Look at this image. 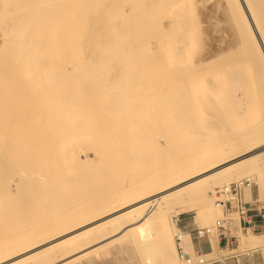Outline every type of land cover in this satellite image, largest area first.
Returning a JSON list of instances; mask_svg holds the SVG:
<instances>
[{"label":"bare ground","instance_id":"bare-ground-1","mask_svg":"<svg viewBox=\"0 0 264 264\" xmlns=\"http://www.w3.org/2000/svg\"><path fill=\"white\" fill-rule=\"evenodd\" d=\"M136 1L138 2V0H0V35L3 39L2 47H0V56L3 62L1 64L0 61V77L2 79L8 77L7 79L12 81L11 86H13L14 83L19 84L20 80L24 81L26 78L21 79L23 77H19V81H17L18 78H15L14 82L11 77L31 74L35 68L36 73H38L40 69V77L36 75L39 77V79L37 78L38 81L41 79L40 91L38 90L41 93L38 96H42L43 93H46V95L49 93V97L47 96V98L46 96L43 97L45 94L42 97L39 96L40 99L43 98L41 102L44 105L41 103V106L38 105V108L36 107L39 102L34 101L33 95L27 97L30 101L32 99L31 102H38L35 105L36 107H34L35 109L32 106L31 112L27 113L25 112V108L24 111L17 104L21 102V99L16 101L17 103L13 101L14 99H10L14 102V105H18L17 112L12 108L14 105H8L11 101H8L9 98L6 94L7 88H10L7 79L5 82H7L6 86L8 87H4L5 90L2 88L0 90V158H3V160L0 159L3 162H0V209H3V211L0 210V218H2L1 212H4V216L7 215L6 217L10 215V220L6 217L7 220L2 218L3 220L5 219V226H2L3 222H0L2 224H0V264H68L75 259L87 255L92 250L114 245L118 240L121 242L130 241L139 243L145 253L150 250V255L147 257H145L147 253H143L144 264H181L175 246L176 227L178 224L176 220H172V214L175 213L176 209L179 208L182 213L190 211L205 212L210 216L219 207L214 202L216 198L210 195V192H214L216 185L224 186L225 182L233 178L237 179L238 176L242 177L245 174L248 175L249 172L259 173L262 171V164H264V131L250 132L252 139L248 144H243L242 141L233 143L231 140L217 144L216 141L210 142L208 136L202 138L201 135H206L205 132L201 131L204 129L203 127H200V130L196 128L194 130L192 127L195 117L198 118V116L194 115L192 110L196 107L193 105L194 108L190 107V99L185 97V94L188 93L193 81L208 74L210 67L216 65H219V67L225 65L224 67H226L227 63H223V56L220 59L215 58L211 60L210 63L213 64L210 67L203 68L193 66L191 63L192 58H190L193 54L187 55L188 57L184 55L186 59H189L190 66H193V69H189L187 66L192 71L189 72V75L187 74L189 77L186 74L183 75L184 79L181 77V73L179 77H177L178 74H172L178 78L177 81L171 75L169 79V73L167 75L165 72V68H172L173 73H177L178 62L181 61L180 58L184 59L179 56V45L174 44V42L168 43V41L164 40L167 34L165 31L167 28H172L173 33H175L172 35L177 38V42L175 43L186 44L184 43V41L186 42L185 39H188L192 34L187 29L186 35L189 33L190 36L185 38V27L190 25L191 30L193 28L191 25L192 18H188L191 13L186 11V14L189 13V15L185 14L187 16L186 20H190L191 23L188 25L186 24V20H184L186 23L183 22V19L186 18L183 10L185 11L193 7L188 5L189 8L185 9L186 5L189 2L191 3V0L185 4L183 3L186 0H183L184 2L180 0L183 3L178 0H148V2L140 0L139 3L141 4V1L145 2L142 8L136 4ZM177 2L182 3L184 9ZM227 2H229L232 14L236 18V24L239 28L238 30L241 31L242 40L245 41L248 49L250 48L249 50H245L246 53H244L245 51L242 46L241 52L238 50L237 53L239 54L240 52V54L243 53L246 56L250 52L248 55L250 56V60L248 59L247 61L257 62L256 65L252 64L256 73V76L254 73V80L259 82L260 89H264V0H227ZM128 7L130 8L129 11L126 10ZM146 7L149 11H146ZM179 7H181L182 11H180ZM137 8H140L142 11L144 9V12H146L139 11L137 13V10H139ZM175 8H178V10H175ZM179 11L183 14V19L181 15V18L179 17L180 19L178 20L177 12ZM138 14L140 16L144 14L143 18L141 19ZM163 19L167 21L164 24L162 23ZM145 20L149 21L148 23H146L147 21L144 23L148 26L150 25L151 29L149 30L151 32L145 29L148 27L146 24H144L146 27L139 24V26L142 25L144 27L148 34H142L145 31L142 27H139V30L142 29L143 32L140 30L138 31V35H136L134 32H137L135 30L137 24ZM178 22L186 24L183 30L184 33L180 32L179 25H182ZM160 28L162 31H160ZM162 32L165 35L161 34ZM139 34L142 37H138ZM170 37H172L171 34ZM170 37L168 40H171ZM183 37L185 38L184 40L182 39ZM172 41L175 40L172 38ZM190 41L191 39L189 38L188 42L190 43ZM194 41L195 39L191 42L193 46ZM191 43L189 46L185 45L182 48L190 51ZM191 50L193 49L191 48ZM186 51L184 52L187 54L188 52ZM231 54L235 55V52ZM180 55H183V52ZM3 56L5 57V61L3 60ZM231 59L229 63H231ZM240 60H244L243 57ZM8 62L10 63L3 68V64H7ZM145 62L149 64L150 69L149 71L144 70L146 74H151L152 76L150 75L151 77H147V79L145 75L141 76L143 78L140 79L138 73L141 74L140 72L142 71L140 70L144 68ZM235 62L232 64L234 67L236 65ZM238 62L239 66H242L240 65L241 61L238 60L236 63ZM137 63L145 64L142 69L139 66V70H136ZM180 63L184 64L183 61ZM189 63L186 62V64ZM247 65L244 67L247 68ZM184 66L186 67L185 64ZM236 67L239 69L238 65ZM172 69L168 70V72H172ZM222 69L220 70L221 73H223ZM132 70L135 71V74L138 73L135 75ZM228 70L229 68L226 67V71ZM41 71H43V74ZM178 71L180 72V69ZM203 71L205 72L203 73ZM185 72L188 71L186 70ZM191 72H195L196 77L194 73L192 76L196 80L192 79ZM206 72L207 74H205ZM129 74L130 77L128 78ZM155 74H161L166 79L163 76L161 77V75L160 79ZM228 74H232V71ZM108 75L109 78H117V81L115 79V83H110L107 79ZM32 77L34 78V76ZM131 77H133V81L131 80L130 85L123 89L128 95L125 96V93L123 94L124 91L121 92L123 85H119L122 79L128 83ZM155 77L159 80L156 83H160V87L159 84L156 85L157 88L159 87L157 89L159 95L156 91V95L159 98L155 96V101L157 100L156 103H158L152 105L151 109L149 108V103H155L153 100ZM180 77L182 81H178L181 80ZM229 77H232V75ZM48 78L54 79L53 84H50L51 81ZM143 80L147 81V84L144 85H151L149 87L150 93L147 92V94H150L149 97L147 96L148 101L150 99L148 103L146 102L147 99H144L146 95L145 90H147L146 86L143 88L141 86L144 83ZM161 80L164 83L162 89H160L162 85ZM254 80L252 81L254 82ZM43 81L45 82L43 83ZM137 82L142 83L139 88H142V92L144 90L145 93L140 92L141 90L137 91L136 86H139ZM23 83L19 85L21 89L17 88L18 84L14 85L17 91L19 89H29ZM32 83L35 84L33 80ZM34 84L33 86H35ZM43 84L48 86L54 85L55 87L53 86V88L55 89H51V91L53 90L52 92L50 91L51 93L49 92L50 89L47 90L48 92H43V89H48L44 87L46 85L42 86ZM230 84L232 83L230 82ZM2 85L4 84L2 83ZM24 86L27 88L25 89ZM9 88L8 90L13 89ZM15 88L11 91L12 93L16 91ZM31 89L33 90L34 88L31 87ZM8 90V94L11 93ZM38 91L33 90L32 94L33 92L39 93ZM28 92L30 91L28 90ZM137 92H139L138 95L140 97H142L141 93L143 94L141 98V102L143 101L142 105L144 106V102L147 105L149 104L148 106L145 105L147 108L144 106L146 109L142 110L143 113L139 111L141 115H148L150 113L149 109L153 112L155 110L153 106H156V109L159 108L158 111L164 107L161 109L160 114L156 113L155 110L154 115L150 116V121L148 119L146 121L149 122H145L146 124H150L151 120L155 121L156 113L158 116L160 115L158 120L162 126L155 127L156 129L151 128V130L147 127L148 130H146L144 125L141 127L145 130L138 126L149 115L144 118L141 116L143 119L141 118L142 120L140 119L141 122H139L136 116L138 110L136 111L134 108L133 110L129 109V106L135 103L132 98L138 100ZM229 92L231 93V91ZM15 94L24 95V97L27 95L24 94V91L23 94L22 91L20 93L15 92L12 96ZM30 94L31 92L28 95ZM50 94L52 95L51 97ZM121 94L125 97L121 96ZM38 96L35 98L36 100H38ZM255 97H258V95ZM251 101H253L252 98ZM31 102L29 108L31 107ZM130 102L132 103L129 105ZM190 103H192V100ZM8 106L12 107L9 108ZM139 106L140 108L142 107L141 105ZM8 109L13 112L10 111L12 112L10 114ZM162 111H165V117L162 116L163 114L161 115ZM14 112L17 114L15 115L16 117L14 116ZM161 116L166 120L163 123L167 122V125L173 123L174 128H172V124L170 126L171 130L173 129L172 135L174 138L167 137L171 131L170 126H166L160 121ZM153 117L155 118L153 119ZM138 118H140V115ZM125 119L129 120V122L132 121L134 127L131 128L133 130L137 126L140 127L141 130H135L141 133L144 132V136L146 131L149 132L154 129L160 134H155V136H162L160 139L163 143L161 148H159V143H156L159 141V137H155L156 139L153 137L156 140L153 147V145H149L152 141L147 138V134V137H144L139 132L141 138L148 139L146 143L149 140L151 141L149 144H145L148 146V148L145 147L149 152L144 151L143 154L139 149V154L142 153L146 157L150 156V158H152L151 156H155L152 161L150 160L149 165H144V157L136 154L138 148L137 150L134 149L138 146L137 143H140L142 140L137 138L138 142L135 141V145L133 144L134 146H132L133 140H126L122 136L125 133L122 132L123 130L121 131L123 128L120 121ZM127 120H125V123L123 122L125 128ZM155 122L159 125L158 121ZM152 123L153 125L150 124L151 126H156L154 122ZM195 123H199H197V119ZM118 124L121 127L119 130L122 132V135H120L119 130L115 129L113 131L114 136H116V130L119 136L114 138L111 132L113 128L107 129L106 127L108 126L109 128L114 125L112 127L115 128ZM196 124L195 126H197ZM199 126H202V124ZM159 127L167 128L164 129L166 131H163ZM159 129L164 133L162 132L161 134ZM108 130H111V133ZM104 133L105 135H108L107 133L111 135L106 137L103 135ZM150 133L153 134L154 131ZM131 136L133 138V135ZM103 137H105V140L100 141ZM185 140L189 142L192 140L190 143L186 141V145L189 143V147L187 146L190 148L189 151L187 147L186 149L184 148V142L182 141ZM143 141L145 140L143 139ZM142 143L140 144L142 145ZM179 143L183 145L180 146ZM198 143L200 146L197 145ZM109 144L110 148L113 147L111 155L110 153H106L110 152L107 149ZM152 144H154V141ZM87 145H91L92 154L98 159L97 167L99 171H97L96 175H99V179L102 178L103 172H108L109 168L105 167L108 164L112 166L115 160L118 166L122 165V168L119 169L121 171L124 169L125 171H123L124 174H121L118 169L116 176L119 177L116 181L113 180L114 183L112 182L108 188L99 180L98 183L102 186H98L97 190L100 189V191L98 194L95 193L96 190L95 194L91 192L93 194V197L90 196L91 198H87L86 195V198L82 197L83 192L87 193L86 191L90 187H87L85 190V187L83 186V188L80 185L79 189H84L81 195L83 199L78 200L81 197L76 196L77 199L74 198V188H76H73L72 185L74 179L77 178L78 183L81 184L85 181V184L89 183L92 186L94 183H92L93 181H90V183L88 179H83L85 174H88L85 173L83 175L85 162H82L83 165L81 166L84 170L79 168L82 170V173L78 172L80 174L78 175L79 178L76 177V171L74 172L76 175L74 177H72L74 174L71 176L70 165L76 162L80 163L83 160L82 157L86 153L85 147ZM149 146L152 148L157 146L158 150L162 149L164 155L162 151L161 153L156 151L157 148H155L156 150H152ZM130 147L136 152L130 150ZM138 147L141 148L140 146ZM195 147H197L196 151L192 152L191 150H194ZM174 150L176 151L175 153L172 152ZM184 150L188 152L184 154ZM150 151L159 153L157 155H154V153L153 155H147L151 153ZM169 152L170 155L168 154ZM105 154L108 155L106 156ZM105 156L112 159H109V161L106 159L105 161ZM86 157L88 158V156ZM32 158L34 160H31ZM117 163L112 168L116 167ZM75 166L78 165L75 164ZM92 169L93 167L89 171L86 170L89 173L91 172L87 176H93ZM111 172L112 174L114 173L113 170ZM80 176L82 177L80 178ZM107 176H110V174H107ZM112 177L115 179V173ZM96 186L97 184H95ZM104 186L107 188H105V191L103 190ZM79 189L77 188V192L80 194L81 191ZM2 198L5 200L3 201ZM75 201L78 203L76 204ZM3 205H5L6 210L1 208ZM48 207H51L50 210L55 209V211H49ZM178 231L180 232L181 229L179 228ZM92 233H97V235L92 239H88ZM187 233L189 232H182V243H184L187 249L193 251L194 242L191 234L189 233L190 241L184 240ZM262 237L263 235L252 234L250 236L244 235L241 238L250 247L247 251H255L264 248V238L262 239ZM212 243L213 252H215L218 250L217 240L213 239ZM240 248L247 247L241 246ZM229 251L234 253L237 250L229 249ZM96 254L98 255L97 252ZM207 254L208 256H212L216 253Z\"/></svg>","mask_w":264,"mask_h":264},{"label":"rangeland","instance_id":"rangeland-1","mask_svg":"<svg viewBox=\"0 0 264 264\" xmlns=\"http://www.w3.org/2000/svg\"><path fill=\"white\" fill-rule=\"evenodd\" d=\"M139 1L140 0H138V2L136 1V4L140 7V8H142L143 7V4L145 3H143V1H141L142 2V4L141 3H139ZM147 2H148V0H146ZM178 1H180V0H178ZM183 1V0H182ZM182 1H180V2H182ZM190 0H186V2H182L183 4H185V3H187V2H189ZM192 1H193V3H192ZM205 1H207V2H205ZM180 2H177L178 3V5L179 6H181L182 7V9H184L183 8V6H182V3H180ZM209 2V3H208ZM192 3V4H191ZM191 3L189 2L187 5H186V7H185V9L186 8H189L188 7V5L190 6H193V7H191V8H193V9H188V10H183V14H184V16L186 17V18H184L183 19V14L182 13H180V11H182L181 10V7H179V9H180V11L179 12H177V16H178V20L182 17V19H183V22H185L184 20H186L187 19V16L189 15V13H191L190 14V16L188 17L189 19H191L192 20V23H191V21L189 22V21H187L186 20V24H188L189 25V23H191V25H192V30H191V26L189 25V26H187V27H185L186 26V24H182V22L180 23V22H178V23H180L182 26H183V29H182V26H180L179 25V30H180V32H183V30H184V27L186 28V30L183 32L184 34H185V38H188L187 36H190L189 35V33H188V35H186V31L188 32V30L187 29H189V32H190V34H192L189 38L191 39V41H190V43L192 42V40H194L195 39V41H194V46H193V43H191V48L193 49V50H191V48H190V51H186L185 49L186 48H182V47H184L185 45H188L189 46V42H188V40H189V38L188 39H185L184 37L182 38L183 40L185 39L186 40V42L184 41V43H186V44H184V45H182L181 43H175V42H177V38H176V36L174 37V35H172V34H175V33H173V29L172 28H167V30L165 31V32H167V34H166V37H164V40L165 41H168V43H173L174 42V44H176V45H179L180 47L178 48V51L182 54V52H183V55H180V53H179V56L180 57H183L184 59H182V58H180V62H182L183 61V63L186 65V67L184 66V64H181L180 62H178V66L180 67H178L177 69L179 70L180 69V72L177 70L176 72L177 73H173V69L172 68H165V72H166V74L168 75V73H169V79H170V75H171V77H173V79H176V81H177V77H179V74L181 73V77H183V79H184V76L183 75H189V72L190 71H192V70H189V69H193L192 67L194 66H196V67H203V68H206V67H210V65H212L213 63H210L211 62V60H213V59H215V58H221L222 56H223V63L224 64H226V67L227 68H229V70L228 71H226V67H224L225 65H223L222 67L220 66L219 67V65H216V66H214V67H210L209 68V70L210 71H208V74H207V72L205 73V74H207V75H205V76H201L200 78H198L197 80L192 76L193 75V73H194V76H195V72H191L190 73V75L192 76V79L194 78L196 81H193L192 82V86L190 87V89H189V91H188V93H186L185 94V97H187L188 99H190V101L192 100V103H190V101H189V104H190V107H193V106H195L196 108H194V110H192L193 111V113H194V115L195 116H198V118H196L195 117V122H196V119H197V123L198 124H196L195 122H194V125L192 126L193 127V129L195 130V128L197 129V130H200L202 127L204 128V129H202L201 131H203V133L205 132V134L206 135H201L202 136V138H206L207 136H208V138L210 139V142H212V141H216V143L217 144H219V143H221V142H224V141H227V140H231V142L233 141V143H235V142H243V144L244 143H246V144H248V143H250L251 142V137H250V132H252V131H255V132H262V131H264V89H260V85L258 84L259 82H257L256 80H254V73H255V70L253 69L254 67L252 66V64L253 65H256L257 64V62L255 63V62H252V61H250V62H248L247 60L249 59L250 60V56H248L249 54H250V52L245 56L243 53H241L240 54V52H241V47L243 46V50L245 51V50H249L248 49V46H246L247 44L245 43V41L244 40H242V37H241V31L240 30H238L239 28H238V26H237V24H236V18L233 16L234 14H232V8H231V6H229V2H227V0H191ZM177 5V6H178ZM137 6V7H138ZM176 6V7H177ZM140 8H137V9H139V10H137L138 12L137 13H139V11H141V12H143V13H145L146 11H149V9L146 7V11L144 12V9H143V11L142 10H140ZM194 8H195V10H194ZM126 10H130V8L128 7ZM175 10H178V8H175ZM193 10V11H192ZM186 11L187 12H189V13H187L186 14ZM195 11V12H194ZM170 12V11H169ZM141 14V13H140ZM140 14H138V16L142 19L143 17V15L144 14H142L141 16H140ZM187 16H186V15ZM146 15V14H145ZM182 15V16H181ZM181 16V17H180ZM138 17V18H139ZM180 17V18H179ZM194 17V18H193ZM140 19V20H141ZM145 19H147L146 17H145ZM166 19V18H165ZM165 19H163L164 21L162 22L163 24H164V22H167ZM182 19H181V21H182ZM235 19V20H234ZM147 21V22H146ZM143 22V23H142ZM144 22H146V23H148L149 21L148 20H145V21H141V23L139 22L138 24H137V26H136V31L137 32H134L136 35H138V31H140V30H142V29H144V27H146V23H144ZM199 23V24H198ZM139 24H142L144 27H142V25H140L139 26ZM144 24H146V25H144ZM163 24H161V25H163ZM198 25V26H197ZM148 26V25H147ZM139 27L141 28L142 27V29H140L139 30ZM159 27V26H158ZM190 27V28H189ZM161 28H162V26H161ZM160 28V31H162V29ZM146 30L148 29H151L150 28V25L148 26V27H146L145 28ZM144 29V31L145 32H143V30H142V34H144V33H146V34H148V32H151L150 30L147 32L146 30ZM159 29V28H158ZM163 31V32H164ZM161 33V34H163V35H165V33ZM172 32V33H171ZM183 33H181V34H183ZM193 33H194V35H193ZM170 34H171V36L172 37H170ZM168 35H169V37H170V39L171 40H168L169 39V37H168ZM142 37V35L141 34H139V36L138 37ZM183 36V35H182ZM194 36H195V38H194ZM0 37H1V35H0ZM192 37V38H191ZM172 38H173V40H175V41H172ZM194 38V39H193ZM140 40V39H139ZM170 41V42H169ZM198 41V42H197ZM243 41H244V43H243ZM3 42V39H2V37L0 38V47H2V43ZM187 43H189V44H187ZM243 44H245V45H243ZM170 45H172V44H170ZM188 46H186V47H188ZM245 47V48H244ZM1 49V48H0ZM187 49H189V48H187ZM238 50H240V52H239V54L237 53L238 52ZM242 50V52H244ZM182 51V52H181ZM184 51H186V52H190L189 54L187 53H185ZM193 52V53H192ZM235 52V55H233V54H231V53H234ZM230 53V54H229ZM244 53H246V51L244 52ZM191 54H193V56L191 57L190 55ZM184 55H189L190 56V58H192V60H191V63L193 64V66L191 67L190 65H191V63H189L190 61H189V59H186L185 57H184ZM236 55H238V56H236ZM225 56V57H224ZM226 56H228V57H226ZM188 57V56H187ZM229 57H231V58H229ZM242 57H243V59L244 60H240V58L242 59ZM245 57V58H244ZM0 58H1V56H0ZM224 58H226V59H224ZM5 59V57L3 56V60ZM7 60H8V58H6ZM230 59H231V63H229V61H230ZM236 61L237 59L239 60V61H241V63H240V65H242V66H239V62L238 63H236L234 60ZM184 60H187V61H184ZM226 60V61H225ZM228 60V61H227ZM1 64L3 63L2 62V58H1ZM5 61V60H4ZM8 61H10V60H8ZM232 61H233V63H232ZM186 62H188L189 64H186ZM234 62H235V64L236 65H238V67H239V69H237V67H236V65H235V67H234V65H232V64H234ZM247 62V63H246ZM252 62V63H251ZM6 63V62H5ZM3 64L4 65V67L3 68H5V66H7L10 62H8L7 64ZM146 63V64H145ZM144 64H145V66H144V68H143V65L144 64H141V63H137V66H136V64H135V66L137 67V69L136 70H139L138 68H140L141 67V69L142 70H140V71H142L143 72V74H142V72H140L141 74H139L138 72V76H139V78L140 79H142L141 78V76H145L146 78L147 77H151L149 74H146V71H149V69H150V67L148 66L149 64L147 63V62H145ZM245 63V64H244ZM251 63V64H250ZM182 66H181V65ZM247 64H250V65H247ZM205 65V66H204ZM227 65H229V66H227ZM246 65H247V68H245L246 67ZM140 66V67H139ZM165 66V65H164ZM189 67V69H188V67ZM232 66V68H230ZM245 66V67H244ZM248 66H250V67H248ZM1 67V68H2ZM148 68V69H146V68ZM182 67H183V69H182ZM225 68V70H224V68ZM212 68H214V69H212ZM223 68V69H222ZM252 68V69H251ZM36 69V68H35ZM35 69L32 71V73L31 74H26L25 76L23 75V76H16V77H11L13 80L16 78H18L17 79V81H19V77H23V78H21V79H25L24 81H22V80H20L19 81V84L17 85V84H13V86H11L12 85V81H9L7 78L8 77H6V78H1L0 77V90H2V89H4V87H8V86H6V83L7 82H5L6 81V79H7V81H9L10 82V84H9V82H8V85L10 86V88L9 89H11V88H13V89H11V90H8V88H7V90L9 91V92H11L12 90H14V88L16 87H14V85H17V88L19 87L20 89H21V87L19 86L20 85V83L22 84V82H24L23 84L25 85L26 84V86L29 88L28 90L31 92V94L30 95H28L30 92H28V90H24V89H22V90H16L17 88H15V92H19L20 93V91H22V94H23V91H24V94L26 95V97H24V95L22 96V95H17V94H15V95H13L12 96V94H14L15 92L13 91V93L11 94V93H9L8 94V92H7V90H6V94H7V97L9 98L8 99V101H11L10 99H14L13 101H15V103H17L16 101H19L20 99H21V102H18L17 104H19V108L21 107L22 109H26V111H25V109H24V111L25 112H27V113H30L31 112V109H33L34 107H36L35 105L37 104V107L36 108H38L39 106H41V100L43 99H40L39 98V96H41V95H39L38 96V94H40L41 92H39L40 91V80L38 81V79H39V73H40V69L38 70V73H36V71H35ZM134 69V70H135ZM146 71H145V70ZM167 69V70H166ZM170 69H172V72H171V74H170V72H168V70H170ZM185 69V70H184ZM218 69V70H217ZM222 69V72L223 73H221V70ZM243 69V70H242ZM23 70V69H22ZM134 70H132V72H133V74H135V71ZM144 70V71H143ZM188 71V72H185L184 73V71ZM212 70H214V71H212ZM225 71V73H224V71ZM245 70V71H244ZM218 71V72H217ZM232 71V74H228L229 72H231ZM239 71H240V73H239ZM42 72V74H43V71H41ZM145 72V73H144ZM205 71H203V73H204ZM210 72V73H209ZM214 72V73H213ZM220 72V73H219ZM227 72V73H226ZM243 72V73H242ZM252 72V73H251ZM36 73V74H35ZM136 73V74H137ZM248 73V74H247ZM130 74H132V73H130ZM130 74H129V76H128V78L130 77ZM133 74H132V76H133ZM135 74V75H136ZM172 74H178L177 75V77L175 76V75H172ZM212 74V75H211ZM244 76H243V75ZM259 74V73H258ZM27 75H29V76H27ZM36 75H38V76H36ZM149 75V76H148ZM155 75H157V74H155ZM161 75V74H160ZM160 75H157V77L158 78H160ZM187 75V76H188ZM197 75V74H196ZM232 75V77H229V76H231ZM32 76H34V78L32 77ZM163 75H161V77H162ZM190 76V77H191ZM206 76H208V77H206ZM228 76V77H227ZM255 76H256V73H255ZM157 77H155L156 79H157ZM164 78H165V76H163ZM181 77H180V79H181ZM189 77V76H188ZM196 77V76H195ZM210 77V78H209ZM243 77H244V79H243ZM38 78V79H37ZM41 78L43 79V77L41 76ZM114 77H110L109 78V75H108V77H107V79L109 80V82L110 83H115L114 82V80L116 79V81H117V78H114ZM138 78V77H137ZM136 78V79H137ZM164 78H162L163 80H164ZM168 78V77H167ZM207 78H209V79H207ZM15 79V80H16ZM51 82H50V84H53L52 82H53V78H48ZM66 79H68V78H66ZM110 79H112V80H110ZM148 79V78H147ZM154 80L155 81V83H154V86H153V92L155 93L154 94V101H155V96H157L156 95V93L158 92V88L160 87V83H158L159 84V87L157 88L156 87V85H158L157 83H156V81H159L158 79L157 80ZM161 79V78H160ZM166 79V78H165ZM232 79V80H231ZM15 80H14V82H15ZM27 80V81H26ZM32 80H33V82H35V84L34 83H32ZM44 80V79H43ZM69 80V79H68ZM129 80V79H128ZM133 81V77H131V79L128 81V83H126L123 79H122V81H124L123 83H122V81H121V84L119 85V86H121V85H123L121 88H122V91L121 92H123V94L125 95V96H128L127 94H126V92H125V90H123L124 88H126L127 86H129L130 84V81ZM135 80V79H134ZM138 80V79H137ZM252 80H254V82L252 81ZM29 81V82H28ZM113 81V82H112ZM139 81H141V80H139ZM144 81V83L142 84V83H139V82H137V83H139L138 85L139 86H136L137 87V91H139V90H141L140 92H142V88L144 87V86H146V89L147 90H145L146 91V93H145V91L143 90V92L146 94L145 96H144V99L146 98L147 99V96L149 97V95L150 94H147V92H149L150 93V91H149V87H151V85L149 84V85H144V84H147V81H145V80H143ZM148 81H150V80H148ZM162 81V80H161ZM178 81H182V79L181 80H178ZM39 83V85H38V83ZM45 81H43V83H44ZM136 82V81H135ZM134 82V83H135ZM146 82V83H145ZM165 82V81H164ZM230 82L232 83V84H230ZM254 84H253V83ZM255 82H256V84H255ZM2 83L5 85H2ZM42 83V82H41ZM125 83H126V86L124 87V85H125ZM229 83V84H228ZM33 84L35 85V86H33ZM140 84H142L141 86H142V88H139V87H141L140 86ZM162 85H161V88L160 89H162L163 88V85H164V83H163V81H162V83H161ZM215 84V85H214ZM38 85V86H37ZM44 85H46V84H43L42 86H44ZM137 85V84H136ZM244 87H243V86ZM26 86H24L25 87V89L27 88ZM54 86V85H53ZM53 86H48V85H46V86H44L45 88L47 87L48 89H46V90H44L43 89V92L45 91H47V90H49V92L51 91V89H55V88H53ZM148 86V87H147ZM220 86V87H219ZM24 87H22V88H24ZM31 87L32 88H34L33 90L34 91H38L39 93H37V92H33V94H32V89H31ZM50 87V88H49ZM55 87V86H54ZM217 87V88H216ZM230 87H231V90H230ZM248 89H246V88ZM2 88V89H1ZM257 88H258V90H257ZM159 89V90H160ZM250 89H252V90H250ZM256 89V90H255ZM5 90V89H4ZM150 90H151V88H150ZM262 90V91H261ZM27 91V93H25ZM41 91H42V87H41ZM53 91V90H52ZM51 91V92H52ZM157 91V92H156ZM229 91H231V93L229 92ZM248 91V92H247ZM5 92V91H4ZM48 92V91H47ZM50 92V93H51ZM142 92V93H143ZM251 92V93H250ZM258 92V93H257ZM34 93H36L35 95H34ZM53 93H55V92H53ZM141 93V95H142V97H143V94ZM43 94H45L44 96H43ZM42 94V96L43 97H45L46 96V98H47V96L49 97V93H47V95H46V93H43ZM139 94V92H137V95ZM252 94V95H251ZM31 95H33L32 96V98L34 99V101H38V102H36V103H34V102H31L32 101V99H31V101H30V99L28 100L27 99V97H29V96H31ZM158 95H159V92H158ZM228 95H231V96H228ZM256 95H258V97H255ZM38 96V100H36L35 98ZM41 96V97H42ZM52 95L50 94V97H51ZM121 96H123L122 94H121ZM125 96H123V97H125ZM252 96V97H251ZM140 96L138 95V100H139V102H138V100L137 99H134V98H132L134 101H135V103H133V105L131 104L132 102H130L129 103V105L128 104H126V105H128L129 106V109H132L133 110V108L139 113V111H141V113H143V111L147 108V106L149 105L150 107L149 108H151L152 109V105H155V104H157L156 103V101H155V103H149L148 105L146 104V102L148 103V102H150V99H149V101H148V99H147V101L146 102H144L143 104H144V106L145 105H147V106H145L146 108H144V106L142 105V102H141V98L142 97H140ZM25 98V99H24ZM136 98V97H135ZM157 98H159L158 96H157ZM156 98V99H157ZM251 98H252V100L253 101H251ZM17 99V100H16ZM28 100V101H27ZM159 100V99H158ZM13 101H11V103H9L8 105H14V102ZM133 101V102H134ZM145 101V100H144ZM153 101V102H154ZM30 102H31V107L29 108V106H30ZM44 102V101H43ZM138 102V103H137ZM251 103H253V104H251ZM17 104H15V105H17ZM34 104V105H33ZM43 104V103H42ZM141 105L142 107L140 108V106L139 105ZM255 104H256V106H255ZM14 105V107H16V108H14V107H12L13 109H15V112H17L18 111V105L17 106H15ZM20 105H22V106H20ZM26 106V107H24V106ZM39 105V106H38ZM44 105V104H43ZM193 105V106H192ZM254 105V106H253ZM32 106H33V108H32ZM127 106V107H128ZM238 106V108H236ZM9 108H11L10 106H8ZM139 107V108H138ZM156 107V106H155ZM154 106H153V109H155L156 110V113H158V114H160V112H161V109L162 108H164V107H162V108H160V111H158V109L159 108H155ZM20 108V109H21ZM193 108H191V109H193ZM19 109V110H20ZM35 109V108H34ZM141 109V110H140ZM144 109V110H143ZM151 109H149V111H150V113L148 112V110H146V112L147 113H149L148 115H149V117L146 119L145 118V121L143 120L142 121V124H139L138 126H142V125H144V128L146 129V130H148L147 128H150V130H151V128H158V126H162L161 125V122H159V116H158V114H156L155 113V115H157V116H155L156 117V119H155V121H158L159 122V125H158V123H156L155 121H152L151 120V125H153V123L152 122H154L155 124H156V126H151L150 124H146V123H148L149 121H150V116H153L154 114V111L152 112V110ZM243 109H245V110H243ZM254 109V110H253ZM9 110V109H8ZM143 110V111H142ZM197 110V111H196ZM10 111H12V110H9V112ZM21 111H23V110H21ZM24 111H23V113H24ZM191 111V110H190ZM195 111V112H194ZM247 111V112H246ZM248 111H249V113H248ZM13 112V111H12ZM12 112H10V114L12 113ZM14 112V113H15ZM151 112H152V114H151ZM163 112V111H162ZM137 113V114H138ZM196 113H197V115H196ZM136 114V116H137V119L139 120V122H141V120L144 118V117H146V116H148V115H146V116H144L143 114L141 115L140 113H139V115H140V118H138V116L139 115H137ZM146 114V113H145ZM151 114V115H150ZM163 114V115H162ZM165 111L163 112V113H161V115L163 116V117H165ZM201 116H199V115ZM15 115H17L16 113L14 114V116ZM143 118H142V117ZM161 116V117H162ZM11 117H13L12 115H11ZM16 117V116H15ZM14 117V118H15ZM155 117H153V119L155 118ZM161 118L160 119V121H162V123L163 122H165L166 120H164L165 118ZM199 117H200V119H199ZM13 118V119H14ZM142 118V119H141ZM202 118V119H201ZM128 119V118H127ZM127 119H125V120H127ZM141 119V120H140ZM149 119V121H146V120H148ZM200 121H199V120ZM12 120V119H11ZM10 120V121H11ZM125 120H122V121H120L121 122V124H122V128L123 129H121V131L122 132H124L123 134L124 135H122L121 133L122 132H120V126H121V124H120V126H119V124L118 125H116L115 126V128L114 127H112V126H114V125H112L111 127H109L108 128V126L106 127L107 129H111V128H113L112 129V131L111 130H108L109 132L111 131L112 132V134H113V137L115 138L116 136H119V135H117V133H118V131L117 130H119V132H120V135H122L123 137H125V139L126 140H130V139H132L133 140V143H132V146H134L135 145V141L136 142H138V139L137 138H139V139H141L142 141H143V139L145 140V141H143V143H142V141H140V143H142V145L138 142L137 144H138V146H140L141 148H139L137 145V147L136 148H134V149H136L137 150V148H138V152L136 153V154H139L140 152H142L143 154H144V151H147L148 149V146H146L147 145V143L149 144V142H151V144H149L150 146L151 145H153V147H154V145H155V137H157V135H160L159 134V132L157 131L156 132V128L153 130L154 131V133H153V131H146L145 133L147 134V136H146V134H145V136L148 138V139H150L149 140V142H147L146 143V140L148 141V139H145L144 137V132L143 133H141L140 131H136V130H139L140 129V127H136L134 130L132 129L134 126H133V124H132V121H130L129 122V120H127L126 121V123L128 124V128H127V124H126V128L124 127V123H125ZM201 120H203V121H201ZM12 122V121H11ZM124 122V123H123ZM146 122V123H145ZM200 122H202V123H200ZM204 122V123H203ZM130 123V124H129ZM144 123V124H143ZM167 123V122H166ZM166 123H163V124H165L166 126H170V124H172V128H174V125H173V123H170L169 125H167ZM195 124L197 125V126H195ZM202 124V126H199V125H201ZM148 125V126H147ZM149 126H151V127H149ZM164 126V125H163ZM185 126H188V125H185ZM195 126V127H194ZM117 127V128H116ZM132 127V128H131ZM147 127V128H146ZM198 127V128H197ZM201 127V128H200ZM132 129V130H130V129ZM144 128H142L141 127V129H143V130H145ZM161 130H163V131H166V130H164V129H166L167 127H159ZM170 128V130H171V126L169 127ZM169 128H168V130H169ZM200 128V129H199ZM115 129H117L116 130V136H114V133H113V131H115ZM140 129V130H141ZM159 129V131L161 132V130ZM128 130V131H127ZM158 130V129H157ZM129 131H131L133 134H129V133H131V132H129ZM135 131V132H134ZM162 131V132H163ZM172 131H173V129L169 132V134H170V136H168L167 135V137L168 138H171V137H173V135H172ZM201 131H199V132H201ZM110 132V133H111ZM126 132H128V133H126ZM142 134H140V133ZM150 132H152L153 134H151ZM162 132H161V134H162ZM110 133H107L108 135H111ZM149 133V134H148ZM164 133V132H163ZM137 136H136V135ZM155 134H157L156 136H155ZM264 134V133H263ZM98 135V134H97ZM100 135V134H99ZM104 136H106V137H108V135H105V133L103 134ZM126 135H128V136H126ZM131 135H133V138H132V136ZM140 135L141 136H144L143 138H141L140 137ZM247 135V136H246ZM94 136V135H93ZM130 136V137H129ZM134 136H135V138H134ZM206 136V137H205ZM100 137V136H99ZM101 137H102V134H101ZM111 137V136H110ZM155 139H154V138ZM159 137V136H158ZM157 137V138H158ZM93 138V137H92ZM96 138V137H95ZM112 138V137H111ZM119 138V137H118ZM128 138V139H127ZM162 138V136L161 137H159L158 139H159V141H158V139H157V141L158 142H156V143H159V145H160V147L159 148H161V145H163V143H162V140H160ZM174 138V137H173ZM97 139H100V138H97ZM108 139H110V138H108ZM108 139H106V141H108ZM102 140H105V137H103V139H100V141H102ZM153 141H154V144H152L153 143ZM186 141H188V140H185V141H182V142H184V148L186 149V147L188 146L189 147V143L192 141H188L189 143H188V145H186ZM110 142V141H109ZM195 142V141H194ZM193 142V143H194ZM105 143V142H104ZM107 143V142H106ZM131 143V142H130ZM134 144V145H133ZM146 144V145H145ZM180 144V143H179ZM178 144V145H179ZM232 144V143H231ZM240 144H242V143H240ZM245 144V145H246ZM130 145V144H129ZM159 145H157V146H159ZM177 145V146H178ZM181 145H183V144H180V146ZM192 145V144H191ZM198 146H200L199 145V143L197 144ZM131 146V145H130ZM145 148H144V147ZM149 146V148H152V147H150ZM157 146H155V148H157ZM91 147V145H87V147H85V155L86 156H88V158L84 155L83 157H82V161H80V163H75L76 165H78V166H75V164H72V165H70V169H71V176L72 177H74L76 174H77V176L76 177H78V175H80L79 173H82L81 171L82 170H80L79 168H81V169H83L81 166L83 165L82 164V162H85L84 164H85V166H84V168H85V171H83V175L85 174V173H88V174H91V172L89 173V172H87L86 170H90V168H92L93 167V169H92V174H93V176H94V178H93V176L91 175V176H87L86 174H85V177L83 178L84 180H89V182L90 181H93L92 183H94L92 186H91V184L89 185V183L88 184H85V181L84 180H82V181H84V182H82L83 184H81V183H78V181H77V178L76 179H74V178H72V179H74V181L72 182V185H73V188L74 187H76V188H74V190H75V199H77V197L76 196H78V197H81V195H82V191H84V187H85V190H86V188L87 187H90L89 189H90V191H89V189L86 191L87 193H88V191H89V193H88V195H87V193H85V191L83 192V195H82V197L84 196V198H88V197H90V196H92L93 197V194H98V192L100 191V189L99 190H97L98 189V186L99 187H101L102 185H100V183H98V181L100 180V182L101 183H104V185L105 186H107V188H108V186L110 187L111 186V183L113 182L114 183V181L113 180H117V178L119 177V176H116V174H118L117 172H118V169L120 168H122V165L120 164L119 166H118V163H117V161L115 160H112V161H114L115 163H117L116 164V167H113L112 168V166L114 165L115 166V163H113V165L112 166H110V164H106L108 161H109V157H106L108 154H105L106 156L104 157L105 159V161H106V159L108 160L105 164L107 165L105 168H107L108 170V172H103L104 174H102V176H101V174H100V176L103 178V180H102V178L101 179H99V175L97 176L96 174L98 173L97 171H99V168L97 167V164H98V159H96V157L95 156H93V154H92V148H90ZM110 148V144L107 146V149L108 150H110V152L108 151V152H106V153H110V155H111V150L113 149V147L112 148ZM187 147V149H188V151H189V149L190 148H188ZM192 147V146H191ZM90 148V149H89ZM131 149L130 150H132V151H134L133 149H132V147H130ZM144 148V149H143ZM155 148H152V150H156ZM159 148H157V150L156 151H159L160 153H161V151H162V149H160V150H158ZM176 148H178V147H176ZM115 149V148H114ZM139 149H140V152H139ZM170 149H172V148H170ZM196 149H197V147H195V149L194 150H191L192 152H194V151H196ZM151 150V149H150ZM173 150V149H172ZM183 150V149H182ZM91 151V152H90ZM107 151V150H106ZM113 151V150H112ZM127 151V150H126ZM155 151V152H156ZM170 151V150H169ZM180 151H181V148H180ZM188 151H185L184 150V154H186V152H188ZM190 151V152H191ZM125 152V151H124ZM134 152H136V151H134ZM147 152H149V151H147ZM146 152V153H147ZM151 153H148L147 155H149V154H152L153 155V153L154 152H152V151H150ZM159 152H156V153H154V155L156 154L157 155V153H159ZM163 152V151H162ZM173 153H175L176 151L174 150V151H172ZM89 153V154H88ZM113 153V152H112ZM139 154V155H142L143 157H144V160L145 161H143V162H145V164L144 165H149L150 164V160L152 161V159L155 157V156H151L152 158H150V156L149 157H146V155H143V154ZM177 153H178V151H177ZM183 153V152H182ZM163 155H164V152L162 153ZM169 155H170V152L168 153ZM109 155V156H110ZM162 155V156H163ZM2 157V156H1ZM113 157V156H112ZM93 158H95V159H93ZM114 158H115V156H114ZM147 158V159H146ZM1 160H3V158H0ZM51 159V158H50ZM86 159V160H85ZM88 159V160H87ZM112 159V158H111ZM110 159V160H111ZM117 159V158H116ZM0 160V162H2ZM31 160H34L33 158L31 159ZM118 160V159H117ZM149 160V161H148ZM87 161V162H86ZM119 161V160H118ZM148 163H147V162ZM29 162V161H28ZM89 162V163H88ZM3 163V162H2ZM123 164V163H122ZM2 165H4V164H2ZM80 165V166H79ZM89 166H92V167H89ZM262 166H263V168H261L262 169V171L261 172H249V173H251V174H249L248 173V175L247 174H245V175H243L242 177L241 176H238L237 177V179L236 178H233L232 180H229L228 182H225L223 185L225 186V185H227V184H229V183H233V182H237V181H239V180H241V179H244V178H246V177H253L254 178V180H255V183H256V186H254L253 188H248V189H246L245 190V197H246V200L247 201H249V202H251V203H253L255 206H257V207H259V208H262V209H264V164H262ZM2 167H4V166H2ZM72 167H73V169H72ZM112 169H111V168ZM146 167H148V166H146ZM77 168V169H76ZM117 168V169H116ZM96 169V170H95ZM117 170L116 172H115V170ZM119 169V171L121 172V174H124L123 173V171H125L124 169H122V171ZM80 170V171H79ZM84 170V169H83ZM93 170H94V173H93ZM113 170V172L115 173V179H113V174H112V171ZM76 171V174L74 173ZM105 171H106V169H105ZM111 173H110V172ZM79 172V173H78ZM106 174V175H105ZM107 174H110V176H107ZM121 174H120V176H121ZM2 176V175H1ZM82 176H80V178H81ZM91 179H90V178ZM98 177V178H97ZM107 177H109V178H107ZM110 177H112V178H110ZM79 178V177H78ZM93 178V179H92ZM98 180H97V179ZM107 180H106V179ZM104 179H105V181H108V182H106L105 183V181H104ZM75 180H76V183H75ZM94 180H95V182H94ZM111 180V181H110ZM91 183V182H90ZM109 183H110V185H109ZM87 185V186H85V185ZM95 184H97V188L95 187ZM106 184H108V185H106ZM77 185V186H76ZM84 186L83 188H81V190L79 189V186ZM104 186V188H103V190L105 191L107 188ZM94 187H95V189H94ZM221 187H223V186H219V185H216L215 186V188H214V192L212 193V192H210V195L212 196V197H215L216 198V191H217V189H219V188H221ZM77 188L79 189V191H81V193L79 194V192H77ZM91 188H92V190H91ZM106 188V189H105ZM83 189V190H82ZM102 189V188H101ZM95 190H96V192H95ZM102 190V191H103ZM93 194H92V193ZM95 192V193H94ZM14 193V192H13ZM85 193V194H84ZM213 194V195H212ZM85 195H86V197H85ZM97 196V195H96ZM78 198V200H80V199H83V198ZM95 197V196H94ZM91 198V197H90ZM3 199V201L5 200L4 198H2ZM214 202L216 203V199L214 200ZM5 203V202H4ZM3 203V204H4ZM75 203L77 204L78 202H76L75 201ZM53 207V206H52ZM1 208H4L5 210H6V208H5V205H3V206H1ZM49 209V211H55V209H52V210H50V208L51 207H48ZM218 210H216L212 215H207L205 212H199V211H190V212H187V213H182V212H180V210H179V208H177L176 209V211H175V213H177V214H172V220H176V219H178L179 220V223H178V225H177V227H176V234H178L179 233V228L183 231V232H189L190 234L192 233V230L193 229H195L196 227H200V228H203V227H214V225H215V222H216V220L217 219H219V218H222L223 217V215H224V211H223V208L222 207H218L217 208ZM1 210V209H0ZM178 210V211H177ZM1 211H3V209L1 210ZM53 211V212H54ZM172 211H174V210H172ZM52 212V213H53ZM180 212V213H179ZM3 213V214H2ZM4 212H1V217L2 218H5L7 215H5L4 217ZM233 223H232V226L230 227V234L231 235H236V236H238L239 237V240H238V242H234V244L232 245V247L231 248H229V249H236L237 251L236 252H234V253H232V251H229V249L227 248H225V247H223V246H220L218 243H219V231H218V229H216V228H214V230L212 231V240L213 239H216L217 240V247H218V250L217 251H215V252H213L214 250H212L210 253H216V254H214V255H212V256H209V258L210 259H223V258H232V264H264V248H261V249H259V250H253V251H247V249H249L250 247H249V245L248 244H246V242H243V239L241 238L242 236H244V235H246V236H250V235H252V234H256V235H263V237H262V239L264 238V231H251V230H249V231H244V230H242L241 229V227H240V223H239V221H240V218H239V216L238 215H236V214H234L233 216ZM2 218H0L1 220H0V222H3V225L2 226H5V219L7 218H9V220H10V215H8V217H6L4 220L2 219ZM6 219V220H7ZM8 224V223H7ZM183 226H188V229H183ZM97 235V233H92V234H90L89 235V237H88V239H92V238H94L95 236ZM192 237V236H191ZM87 239V240H88ZM242 239V240H241ZM264 240V239H263ZM119 241V242H118ZM117 241V243L115 242L114 243V245H111V246H109V247H104V248H101V249H96V250H92V252H89L87 255H85V256H83V257H80V258H78V259H75V260H73V261H71V263H68V264H144V261H145V259H144V257H143V253H145L144 252V250L142 249V247H141V245L139 244V243H133V242H130V241H123V242H121L120 240H118ZM243 243H242V242ZM242 243V244H241ZM175 246H176V249H177V247H178V241H177V238L175 237ZM182 245L183 246H185L184 245V243H182ZM243 247V246H245V247H247V248H240V247ZM186 247V246H185ZM208 248V244H207V242H204V249H207ZM239 248H240V250H239ZM187 249V248H186ZM189 250V249H188ZM222 250H227V251H222ZM239 250V251H238ZM150 251V250H149ZM147 252L146 251V255H145V257H147L148 255H150V252ZM189 251H191L192 252V250H189ZM95 252V253H94ZM96 252L98 253V255L96 254ZM142 252V253H141ZM178 252V251H177ZM177 252H176V254H177ZM139 253H140V255H139ZM218 253V254H217ZM221 253H222V255H221ZM97 255V256H96ZM178 255V254H177ZM214 256V257H213ZM179 257V256H178ZM79 259H80V261H79Z\"/></svg>","mask_w":264,"mask_h":264},{"label":"built area","instance_id":"built-area-1","mask_svg":"<svg viewBox=\"0 0 264 264\" xmlns=\"http://www.w3.org/2000/svg\"><path fill=\"white\" fill-rule=\"evenodd\" d=\"M256 186L253 177H246L237 182L225 185L216 191V204L223 208L224 215L216 220L214 227H196L192 230L193 242L210 239L214 228L218 229L219 245H223L226 249L231 248L234 242H238L239 237L231 235L230 227L233 223V215L236 214L240 218V227L244 231H264V224L257 225L255 217L264 219V209L255 206L253 203L246 200L245 190ZM177 224L179 220L176 219ZM182 230L176 235L178 241V256L181 264H218L224 263L227 258L210 259L208 254L204 252L202 247L189 251L182 245ZM191 234V236H192ZM210 247L213 250V243L209 241Z\"/></svg>","mask_w":264,"mask_h":264},{"label":"crops","instance_id":"crops-1","mask_svg":"<svg viewBox=\"0 0 264 264\" xmlns=\"http://www.w3.org/2000/svg\"><path fill=\"white\" fill-rule=\"evenodd\" d=\"M255 221L257 222V225H263L264 224V219H261L260 217H255ZM183 229H188V226H183ZM192 237H193V234H192ZM184 240L185 241H190L189 233H187L185 235V239ZM210 240L212 241V237H210V239L207 238V239H204V240H201V241H198V242L194 241V247L195 248L202 247L204 249V242H207L208 248L204 249V252L210 253L212 251V248L210 247V244H209ZM220 246H223V245H220ZM218 264H232V258L227 259L224 263H218Z\"/></svg>","mask_w":264,"mask_h":264}]
</instances>
